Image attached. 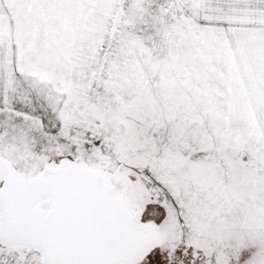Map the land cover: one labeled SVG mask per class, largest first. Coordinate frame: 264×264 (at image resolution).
Returning a JSON list of instances; mask_svg holds the SVG:
<instances>
[{"label":"snow or ice","instance_id":"obj_1","mask_svg":"<svg viewBox=\"0 0 264 264\" xmlns=\"http://www.w3.org/2000/svg\"><path fill=\"white\" fill-rule=\"evenodd\" d=\"M0 264H264V0H0Z\"/></svg>","mask_w":264,"mask_h":264}]
</instances>
